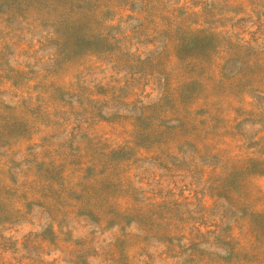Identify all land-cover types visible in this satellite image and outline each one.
<instances>
[{
  "label": "clouds",
  "instance_id": "obj_1",
  "mask_svg": "<svg viewBox=\"0 0 264 264\" xmlns=\"http://www.w3.org/2000/svg\"><path fill=\"white\" fill-rule=\"evenodd\" d=\"M0 264H264V0H0Z\"/></svg>",
  "mask_w": 264,
  "mask_h": 264
},
{
  "label": "rangeland",
  "instance_id": "obj_2",
  "mask_svg": "<svg viewBox=\"0 0 264 264\" xmlns=\"http://www.w3.org/2000/svg\"><path fill=\"white\" fill-rule=\"evenodd\" d=\"M182 194V193H181Z\"/></svg>",
  "mask_w": 264,
  "mask_h": 264
}]
</instances>
